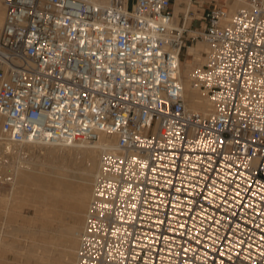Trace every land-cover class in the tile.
<instances>
[{
  "label": "built area",
  "instance_id": "2783aa9c",
  "mask_svg": "<svg viewBox=\"0 0 264 264\" xmlns=\"http://www.w3.org/2000/svg\"><path fill=\"white\" fill-rule=\"evenodd\" d=\"M2 3L4 138L20 146L116 139L102 156L75 264H264V0L190 8L178 23L177 0ZM199 41L209 47L194 77L211 104L206 114L187 108L180 73ZM209 180L208 190L247 180L257 192L255 212L234 209L241 228L222 219L230 204L218 210L217 194L212 206L200 199ZM189 192L203 214L189 212Z\"/></svg>",
  "mask_w": 264,
  "mask_h": 264
},
{
  "label": "bare ground",
  "instance_id": "6f19581e",
  "mask_svg": "<svg viewBox=\"0 0 264 264\" xmlns=\"http://www.w3.org/2000/svg\"><path fill=\"white\" fill-rule=\"evenodd\" d=\"M1 1L0 32L6 16V10ZM100 1L106 4L109 0ZM181 4V1L177 0L175 6L177 23L180 14L192 8L188 4L185 7ZM239 6V4H234L230 9L233 12ZM187 51V56L193 59L182 60L180 65L186 106L191 111L206 114L211 111V104L206 94L195 87L194 77L208 62L209 47L199 41L197 44L189 46ZM2 123L0 117V182L5 181L9 176H13V182L10 184L11 190L9 193L7 192L8 195L0 197V207L9 214L8 206L16 203L22 196L21 199L35 207L37 216L35 223L39 224V227L36 226L38 229L27 227L21 231L24 233L25 240L30 242L29 247H26L25 254L23 253L24 261L22 263L75 264L80 235L85 228L95 180L101 169L102 156L105 152H112L115 149L116 139L114 137L103 138L96 145L28 144L20 146L11 144L4 138ZM36 148L45 151L40 156H36L37 160H35L36 157L33 161L23 157L28 152L33 153ZM77 154L82 155L80 162L75 157ZM7 155L11 157L6 163ZM27 221L28 224L30 221ZM30 223H32V219ZM21 239L16 238L15 240ZM2 245L0 239V248ZM11 247L9 246V248ZM12 249L14 250V248ZM3 261L0 257V264H5Z\"/></svg>",
  "mask_w": 264,
  "mask_h": 264
},
{
  "label": "rangeland",
  "instance_id": "374dc122",
  "mask_svg": "<svg viewBox=\"0 0 264 264\" xmlns=\"http://www.w3.org/2000/svg\"><path fill=\"white\" fill-rule=\"evenodd\" d=\"M180 1L182 3L183 7H185L186 3H184V1H182V0H180ZM1 4H2V1H1ZM2 6H4V5L2 4ZM193 9L195 11H197V8L194 7ZM189 46H192V45L190 44ZM187 52H188L187 50L184 51L183 61H187V60L193 59V58H189L187 56ZM43 151L38 149V148H36V150L34 149L33 153H29V152L26 153L29 156L27 157V155H26L25 158H26V160L33 161V159H35V157L37 155L40 156L43 153ZM32 155H34V156H32ZM37 157H36L35 160H37ZM75 157L78 158L77 159L78 162H80L82 160V155L81 154L80 155L77 154V156H75ZM10 190H11V185L10 184L3 183L2 181L0 182V197L8 195ZM21 197L22 196H20V199L18 200L19 202L17 201L13 205H9L8 206V208H10V209L7 208L8 211H9V214L5 213V210L3 211L4 208L0 207V234H1L0 235L1 236L0 239L2 240V244L4 245V246L2 245L1 248H0V257H1V259L4 260L3 262L5 264H8V263L9 264H18V263L19 264H23L22 261H24V259H23L24 258V254H25L24 252L27 250L26 247H29L30 242H27L25 240L24 233H22L21 231L24 230V229H27V227L28 228H32V229H36L37 227H39V224L37 225V223H35L36 219H37L35 207H33V206L29 205L28 203H26L23 199H21ZM31 219H32V223H34L33 224L34 226L32 225V223H30ZM26 221L27 222L30 221V222L27 224ZM23 225L24 226L28 225V226L24 227ZM29 226H31V227H29ZM13 236H14V238H13ZM15 237L17 239H21V238L22 239L21 240H15L16 239ZM3 240H5V241H3ZM37 240H39V237H37ZM8 242H10V243H8ZM10 244H13V245H10ZM24 244H25V247H24ZM9 246H12V247L9 248ZM5 248H7V249H5ZM12 248H14V250ZM17 251H19V252H17ZM52 264H55V263L52 262Z\"/></svg>",
  "mask_w": 264,
  "mask_h": 264
},
{
  "label": "snow or ice",
  "instance_id": "6c2138e0",
  "mask_svg": "<svg viewBox=\"0 0 264 264\" xmlns=\"http://www.w3.org/2000/svg\"><path fill=\"white\" fill-rule=\"evenodd\" d=\"M260 43L264 44V41H260ZM111 71L112 69H109V72ZM117 71H120V70L117 69ZM261 83H264V80H262ZM50 134L51 133H49V135ZM144 167L147 168L148 165L144 164ZM168 183L171 184V181H169ZM209 184L214 186L216 184V181L215 180L206 181L204 188L200 189V199L204 201H208L209 205L212 206V200L210 198H215L214 194H217L220 199V203L215 204L214 206L218 210L223 208L224 204H230L229 208H223L225 215L222 217V219H224L225 221L229 223L235 224V227L237 229L241 228V224L237 222L239 219H241V217L237 216V213L234 209H236L237 206H239L243 209H252L255 212L256 207L252 203L251 198L256 197L257 192L250 191L251 184L248 183L247 180L243 181V186L241 183H234L232 181H226L225 183H222L219 187H212V190H208ZM189 187H192V185H190ZM259 190L261 192H264V184L259 185ZM124 191L125 192L130 191V187H126ZM175 191L181 192V189L177 188L175 189ZM188 195L192 197L191 199L188 200V204L190 206L189 212H192L194 211L196 207H199L201 209V212L198 213V215L203 214L205 212L203 204L197 205L196 203L197 193L189 192ZM260 200H261V203H264V195L260 196ZM230 201L232 203H230ZM133 207H136V205H133ZM258 214L264 217V208H261ZM213 215H214L213 213H209L208 215L205 216V219L212 220ZM158 223L163 224L164 221L160 220L158 221ZM215 223L219 224L220 221L216 220ZM261 223H264V220H262ZM179 227L183 228L185 227V225L180 224ZM257 227H259V225H257ZM229 230L231 231V229ZM205 234L207 235V232ZM261 240H264V235L261 236ZM221 264H223V261H221Z\"/></svg>",
  "mask_w": 264,
  "mask_h": 264
},
{
  "label": "crops",
  "instance_id": "0c3cea01",
  "mask_svg": "<svg viewBox=\"0 0 264 264\" xmlns=\"http://www.w3.org/2000/svg\"><path fill=\"white\" fill-rule=\"evenodd\" d=\"M215 6L225 7L227 4H225V0H196V4H194L192 7H195L197 8V11L202 12ZM229 7L231 8V6ZM193 8L192 11H195Z\"/></svg>",
  "mask_w": 264,
  "mask_h": 264
}]
</instances>
